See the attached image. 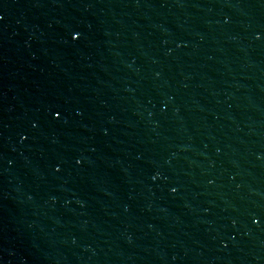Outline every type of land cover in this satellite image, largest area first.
Instances as JSON below:
<instances>
[{"label":"water","instance_id":"95a60500","mask_svg":"<svg viewBox=\"0 0 264 264\" xmlns=\"http://www.w3.org/2000/svg\"><path fill=\"white\" fill-rule=\"evenodd\" d=\"M0 17V264H264V0Z\"/></svg>","mask_w":264,"mask_h":264},{"label":"snow or ice","instance_id":"6c2138e0","mask_svg":"<svg viewBox=\"0 0 264 264\" xmlns=\"http://www.w3.org/2000/svg\"><path fill=\"white\" fill-rule=\"evenodd\" d=\"M0 19H2V17H0Z\"/></svg>","mask_w":264,"mask_h":264}]
</instances>
